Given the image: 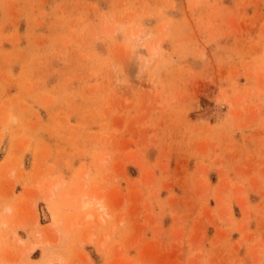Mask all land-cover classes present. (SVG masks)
<instances>
[{
    "label": "rangeland",
    "instance_id": "obj_1",
    "mask_svg": "<svg viewBox=\"0 0 264 264\" xmlns=\"http://www.w3.org/2000/svg\"><path fill=\"white\" fill-rule=\"evenodd\" d=\"M0 264H264V0H0Z\"/></svg>",
    "mask_w": 264,
    "mask_h": 264
},
{
    "label": "bare ground",
    "instance_id": "obj_2",
    "mask_svg": "<svg viewBox=\"0 0 264 264\" xmlns=\"http://www.w3.org/2000/svg\"><path fill=\"white\" fill-rule=\"evenodd\" d=\"M137 39H139V41L140 40H142V39H144V38H142L141 39V37L139 36V35H137ZM146 41V40H145ZM144 41V42H145ZM140 44V46H144V43H142V42H140L139 43ZM147 49L150 51H153V50H155V48L154 47H150V48H148V44H147ZM142 52V51H141ZM141 52H138V57H140V55H141ZM94 199H92V200H90V201H84L83 203H81V205L79 206L80 208L79 209H82V210H84V209H86V208H88L90 205H92V204H94V205H101V207H99V209H101L102 210V213H103V211L106 209L105 208V206H104V204L101 202V200L100 199H98V198H95V196L93 197ZM105 213V212H104ZM109 213V212H108ZM105 214H107V213H105ZM110 214V213H109ZM91 215L92 214H90V213H88V218H91ZM89 221V220H88ZM87 222V221H86ZM89 222H91V221H89ZM31 248H33V247H31Z\"/></svg>",
    "mask_w": 264,
    "mask_h": 264
}]
</instances>
